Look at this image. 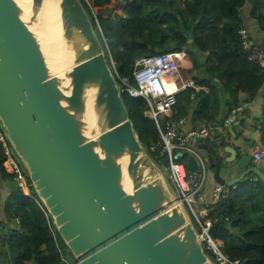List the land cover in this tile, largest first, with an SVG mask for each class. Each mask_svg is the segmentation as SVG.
Instances as JSON below:
<instances>
[{
    "label": "water",
    "instance_id": "95a60500",
    "mask_svg": "<svg viewBox=\"0 0 264 264\" xmlns=\"http://www.w3.org/2000/svg\"><path fill=\"white\" fill-rule=\"evenodd\" d=\"M43 1H31L25 22L16 0H0V123L75 264H214L136 135L113 67L79 0H59L63 43L72 60L64 79L51 73L31 30ZM91 89L97 124L88 135L85 95ZM160 125L165 132L163 119ZM239 147L226 149L220 170L230 175L226 186L252 176L264 184L262 166ZM187 167L198 171L193 157Z\"/></svg>",
    "mask_w": 264,
    "mask_h": 264
},
{
    "label": "trees",
    "instance_id": "16d2710c",
    "mask_svg": "<svg viewBox=\"0 0 264 264\" xmlns=\"http://www.w3.org/2000/svg\"><path fill=\"white\" fill-rule=\"evenodd\" d=\"M79 1L105 49L109 66L112 69L110 62L113 60L119 77L130 79L133 87L136 85L131 75L136 61L160 54L186 52L192 71L200 76L193 79L195 85L208 92L193 89L180 92L173 110L174 120L187 118L194 123L196 120L205 121L208 125L217 126L223 120L220 117L224 109L228 115L242 107L241 93L252 101L264 88V69L249 61L239 35L243 29L241 10L247 0ZM121 4L125 5L121 15H117L115 10L107 16L97 15L101 10L115 5L120 7ZM148 11L151 15L146 18ZM258 24L264 31V17L261 15ZM118 85L120 87L119 82ZM223 95L229 98L224 100ZM122 96L142 146L157 166L167 164V157L161 155L159 130L145 116L146 102L127 94ZM241 115L240 112L238 116ZM262 118L264 120V106ZM238 121L244 124L243 120ZM260 132L264 144V121ZM0 135L11 149L1 123ZM228 138H231L230 134ZM194 144L210 157L208 165L216 171L217 185L226 186L219 178L225 165L219 155L227 148L225 139L212 133L208 139ZM188 158L183 156L179 161L187 164ZM6 163L0 141V264H13L11 256L15 258L14 264H75L23 166L19 162L29 185L28 196ZM209 219L212 240L219 244L221 253L229 261L264 264V184L261 181H243L231 188L226 200L212 205ZM204 250L207 257L217 264L213 253L206 248Z\"/></svg>",
    "mask_w": 264,
    "mask_h": 264
},
{
    "label": "built area",
    "instance_id": "2783aa9c",
    "mask_svg": "<svg viewBox=\"0 0 264 264\" xmlns=\"http://www.w3.org/2000/svg\"><path fill=\"white\" fill-rule=\"evenodd\" d=\"M260 15L264 17V0ZM239 35L249 61L264 69V51L250 43L246 30L242 29ZM185 55L186 52L183 50L178 53L160 54L136 61L131 75L136 87L130 85V79L119 77L113 60H111V65L120 83L121 93L129 95L133 99H143L146 102L148 109L145 116L157 126L160 133L161 155L167 157V164L161 165L160 171L174 188L179 204L186 209L191 220H193L203 247L213 253L217 264H240L229 261L221 253L220 247L212 240L209 233L211 228L209 213L212 210V205L226 200L233 187L216 186L212 191L211 201L205 200L203 190L207 182L208 165L201 150L195 146L194 142L206 140L212 133L226 139L229 131L234 127L238 114L243 109L240 107L233 110L217 126L196 120L195 122H202L203 126L184 132L189 119H173L177 95L188 89L196 90L195 84L184 77L181 69L182 59ZM192 99H194V95ZM161 119L165 122V132L161 130ZM0 141L3 144L9 172L14 175L16 181L24 185L26 179L19 165V160L1 135ZM151 150L155 151V148ZM178 154L193 157L198 171H188L187 165L176 158ZM262 162H264V149H259L253 155V164H262ZM248 181L256 182L258 179L252 176Z\"/></svg>",
    "mask_w": 264,
    "mask_h": 264
},
{
    "label": "crops",
    "instance_id": "0c3cea01",
    "mask_svg": "<svg viewBox=\"0 0 264 264\" xmlns=\"http://www.w3.org/2000/svg\"><path fill=\"white\" fill-rule=\"evenodd\" d=\"M262 6H263V0H247L245 7L241 10V17L243 19V29L247 31L249 35L250 43L255 46H259L264 50V31L261 30L258 24V17L260 16ZM194 78H200V76L198 77L196 76L192 78L189 77L188 80H191L194 83L193 81ZM195 87H196L195 90L196 92H199L201 90L208 92L207 89H200L196 85ZM221 93L224 94V92L222 91ZM263 96H264V88L260 91L259 96L252 101L249 100V97L246 94L241 93L239 95V100L242 104L241 108L243 109V111L241 112L242 113L241 116H237V120L232 129L233 133H231V130L229 131L231 138L229 139L227 137L225 139V141L227 142V148H226L227 150L232 149L237 152H240L239 145H242L254 155L255 152L258 151L259 149H264V144L261 142L263 136L262 133L260 132L261 124L264 121L262 118L263 106H264ZM228 98H229L228 95H223L224 100H227ZM226 113H227L226 109H224L223 112L221 113L220 119H223L222 122L227 116ZM239 119L244 121L243 125L238 121ZM202 126H203L202 122L194 123L189 120L186 128L183 131L186 132L187 130L196 129ZM239 134H241V136H239ZM240 139L242 140V143L239 142ZM226 149L224 152H220L219 154L221 157H223L224 161L229 157V154L226 152ZM205 159L208 165L210 157L207 155ZM260 165L262 166L261 169L264 171V162H262V164ZM215 175H216V171H213L212 168L209 167L208 165L207 182L203 190V196L206 201H211L212 191L216 186H222V185H217ZM219 178L226 183L227 180L230 178V175L228 173L219 174ZM172 189L174 190L173 187Z\"/></svg>",
    "mask_w": 264,
    "mask_h": 264
},
{
    "label": "bare ground",
    "instance_id": "6f19581e",
    "mask_svg": "<svg viewBox=\"0 0 264 264\" xmlns=\"http://www.w3.org/2000/svg\"><path fill=\"white\" fill-rule=\"evenodd\" d=\"M32 0H16V3L21 8L23 20L27 22L30 15V4ZM39 18L31 30L41 43V47L51 73L56 77H62L66 74L72 60V55L65 47L62 38L61 20L59 12V0H44L39 11ZM95 90L91 89L86 92V113L84 122L88 126L87 133H91L96 129V116L94 111ZM123 185L126 191L131 189L127 177H124Z\"/></svg>",
    "mask_w": 264,
    "mask_h": 264
},
{
    "label": "rangeland",
    "instance_id": "374dc122",
    "mask_svg": "<svg viewBox=\"0 0 264 264\" xmlns=\"http://www.w3.org/2000/svg\"><path fill=\"white\" fill-rule=\"evenodd\" d=\"M118 1H120V2H123V1H126V0H118ZM88 5H89V7L91 8L92 7V5H91V3L90 2H88L87 3ZM116 7H115V11H116V14L117 15H121L122 13H124L123 12V10H124V4H121V6L119 7L118 5H115ZM151 14H149V11L148 12H146V14H145V17L146 18H148L149 16H150ZM114 62V61H113ZM182 63H183V65L181 66V69L183 70V75H184V77L186 78V79H188L189 77L190 78H192V77H198L199 76V73L198 72H193L192 71V64H191V62H190V60H189V57L188 56H184V58L182 59ZM114 64H115V62H114ZM164 175V174H163ZM164 177H165V175H164ZM166 178V177H165ZM28 187H29V185H27V181H25V184L23 185V191H24V193L28 196L29 195V190H28ZM2 200H4V198L2 199ZM2 217V216H1ZM192 222V224H193V226H194V222H193V220L191 221ZM195 227V226H194ZM217 246H219V244H216ZM220 247V246H219ZM67 263H69V261L67 262Z\"/></svg>",
    "mask_w": 264,
    "mask_h": 264
}]
</instances>
